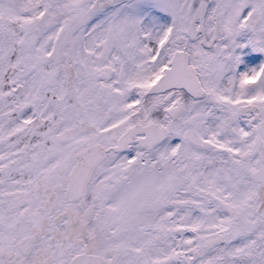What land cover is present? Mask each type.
<instances>
[{
  "label": "snow or ice",
  "instance_id": "obj_1",
  "mask_svg": "<svg viewBox=\"0 0 264 264\" xmlns=\"http://www.w3.org/2000/svg\"><path fill=\"white\" fill-rule=\"evenodd\" d=\"M0 264H264V0H0Z\"/></svg>",
  "mask_w": 264,
  "mask_h": 264
}]
</instances>
